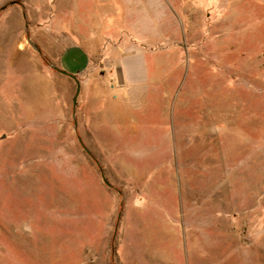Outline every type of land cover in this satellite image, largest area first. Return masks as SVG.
Here are the masks:
<instances>
[{
	"label": "rangeland",
	"instance_id": "1",
	"mask_svg": "<svg viewBox=\"0 0 264 264\" xmlns=\"http://www.w3.org/2000/svg\"><path fill=\"white\" fill-rule=\"evenodd\" d=\"M0 264H264V0H0Z\"/></svg>",
	"mask_w": 264,
	"mask_h": 264
},
{
	"label": "crops",
	"instance_id": "2",
	"mask_svg": "<svg viewBox=\"0 0 264 264\" xmlns=\"http://www.w3.org/2000/svg\"><path fill=\"white\" fill-rule=\"evenodd\" d=\"M76 6L77 5L75 3V7ZM80 9L82 10L83 8ZM82 12H83V16H81L82 18H79L78 15H75V22L73 28L69 27L66 24L65 26H62L60 28V31L58 33L59 36L62 37L67 36L68 34L69 35L73 34L76 37L74 43L69 44L63 48V53L59 58V65L61 68H62V63L64 62V58L68 56V54L72 50L80 51V53H82L85 58L84 64L79 68H76L74 74H72L76 77L77 83L80 86L79 89L80 96H79V92L77 95L78 96L77 100L79 104H83V101L85 99L84 96L88 95L91 101L100 102L107 107L108 104L114 101L113 99L114 93L112 90L113 88L110 87V81L113 79H118L121 82H124V86L125 85L127 86H125L126 88L121 89L119 96L116 98V100L119 101L120 103L128 102L127 104L131 106L135 101H138V98L136 97L137 91L139 90L138 85L141 84L143 79L139 74L137 75V72L135 70L134 73H129V71L126 73L124 69L128 65H126L125 61L123 60L118 61L120 63L119 68H121V71L119 70L116 73L114 72L110 77L103 75L98 79V77L92 75L91 71L94 60L91 59V51H92L91 44L93 41V38L91 36H103L106 33H108L111 28H114V26L108 24L102 25L100 23L103 17H106L107 15L106 12L102 13L101 11H98L93 8H91V14L89 16L86 14L85 11L82 10ZM117 27L120 28V26ZM131 65L133 66H130V68L141 67L140 63L134 62L131 63ZM99 84H103V85L98 86ZM41 87L39 88L40 90ZM87 89L88 90L90 89L89 93L85 91Z\"/></svg>",
	"mask_w": 264,
	"mask_h": 264
},
{
	"label": "water",
	"instance_id": "3",
	"mask_svg": "<svg viewBox=\"0 0 264 264\" xmlns=\"http://www.w3.org/2000/svg\"><path fill=\"white\" fill-rule=\"evenodd\" d=\"M60 73L64 74V75H68L69 77H71L72 79H74V81L76 82V85H77V88H76V94H75V97H74V100L73 102L75 103L76 102V97L78 95V92H79V89H80V86L79 84L77 83V80H76V77L72 74H68L67 72L63 71V70H58Z\"/></svg>",
	"mask_w": 264,
	"mask_h": 264
}]
</instances>
